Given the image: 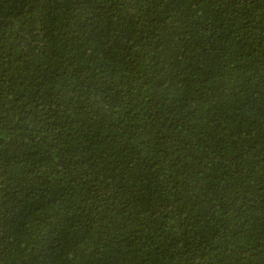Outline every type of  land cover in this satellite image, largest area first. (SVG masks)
Returning a JSON list of instances; mask_svg holds the SVG:
<instances>
[{"label":"trees","instance_id":"trees-1","mask_svg":"<svg viewBox=\"0 0 264 264\" xmlns=\"http://www.w3.org/2000/svg\"><path fill=\"white\" fill-rule=\"evenodd\" d=\"M0 264H264V0H0Z\"/></svg>","mask_w":264,"mask_h":264}]
</instances>
